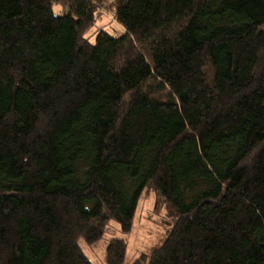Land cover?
I'll list each match as a JSON object with an SVG mask.
<instances>
[{
  "label": "trees",
  "instance_id": "16d2710c",
  "mask_svg": "<svg viewBox=\"0 0 264 264\" xmlns=\"http://www.w3.org/2000/svg\"><path fill=\"white\" fill-rule=\"evenodd\" d=\"M99 9L0 0V264H92L148 189L147 264H264V0H113L91 42Z\"/></svg>",
  "mask_w": 264,
  "mask_h": 264
},
{
  "label": "rangeland",
  "instance_id": "374dc122",
  "mask_svg": "<svg viewBox=\"0 0 264 264\" xmlns=\"http://www.w3.org/2000/svg\"><path fill=\"white\" fill-rule=\"evenodd\" d=\"M94 1L99 2L100 9L98 10L97 24L88 34L90 41H95L96 32L101 27L114 36L121 35L123 28L115 22L113 15L104 9V6L113 0ZM173 225L174 220L168 216L167 210L158 199L156 192L153 189H148L139 201L133 227L129 234H123L120 225L111 221L107 225L102 240L92 245L80 240L79 245L92 264H107L106 252L110 241L124 240L127 244L124 264H147L152 252L163 245Z\"/></svg>",
  "mask_w": 264,
  "mask_h": 264
}]
</instances>
